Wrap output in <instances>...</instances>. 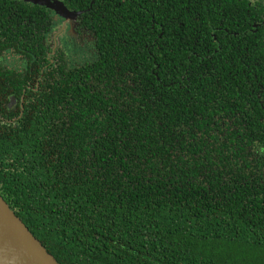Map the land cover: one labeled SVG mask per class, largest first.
I'll return each instance as SVG.
<instances>
[{
  "label": "trees",
  "instance_id": "trees-1",
  "mask_svg": "<svg viewBox=\"0 0 264 264\" xmlns=\"http://www.w3.org/2000/svg\"><path fill=\"white\" fill-rule=\"evenodd\" d=\"M59 1L92 43L73 67L51 9L0 0V197L58 264H264V50L231 34L238 1Z\"/></svg>",
  "mask_w": 264,
  "mask_h": 264
},
{
  "label": "water",
  "instance_id": "water-1",
  "mask_svg": "<svg viewBox=\"0 0 264 264\" xmlns=\"http://www.w3.org/2000/svg\"><path fill=\"white\" fill-rule=\"evenodd\" d=\"M24 1L51 9L64 19H74L81 14L69 11L59 0ZM0 264H58L1 197Z\"/></svg>",
  "mask_w": 264,
  "mask_h": 264
},
{
  "label": "rangeland",
  "instance_id": "rangeland-1",
  "mask_svg": "<svg viewBox=\"0 0 264 264\" xmlns=\"http://www.w3.org/2000/svg\"><path fill=\"white\" fill-rule=\"evenodd\" d=\"M59 26L62 27V32H58V38L60 46H62L66 54L68 66H77L90 60L92 55L91 39L89 37L78 38L74 34V27L71 19H64L59 16H55L52 31ZM2 64L14 69H20L24 66L19 57L12 55L11 53L4 55Z\"/></svg>",
  "mask_w": 264,
  "mask_h": 264
},
{
  "label": "flooded vegetation",
  "instance_id": "flooded-vegetation-1",
  "mask_svg": "<svg viewBox=\"0 0 264 264\" xmlns=\"http://www.w3.org/2000/svg\"><path fill=\"white\" fill-rule=\"evenodd\" d=\"M237 1H238V4H240L242 11L241 13L239 11V12H236V14H231V18L237 14H240L238 15V17L243 21L244 30H242L241 32H231V34L234 36H238L240 33H242V35L243 34L250 35L252 36V38H250L251 40H245V43H252L255 49L264 50V0H237ZM50 11L53 12L55 16H58L55 13V11L53 10H50ZM76 18L71 19L73 22L74 34L78 38H81L82 35H83L82 38L88 37V35L83 34L81 30H80L81 34L76 32L75 28L78 25V23H76ZM235 20L237 21L236 18ZM236 28H240V25L238 22L236 23ZM61 30H62V27L60 26L58 31L53 32L52 35H55ZM224 31L229 33L227 29L225 28H224ZM9 69H14V68H9Z\"/></svg>",
  "mask_w": 264,
  "mask_h": 264
}]
</instances>
